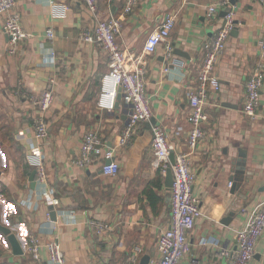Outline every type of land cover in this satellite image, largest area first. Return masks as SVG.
<instances>
[{"label": "crops", "instance_id": "1", "mask_svg": "<svg viewBox=\"0 0 264 264\" xmlns=\"http://www.w3.org/2000/svg\"><path fill=\"white\" fill-rule=\"evenodd\" d=\"M216 1L137 0L123 16L118 40L128 55L141 57L153 109L152 119L141 122L125 145L118 142L129 106L123 98L114 110L98 105L109 56L98 43L81 39L96 22L85 2L17 0L15 9L31 34L14 53L0 13V225L16 233L25 251L15 254L0 230V264H52L45 249L39 259L33 258L29 233L41 242L59 239L69 263H157L159 234L171 223V193L166 172L153 163L152 125L165 127L175 153L190 150V94L199 87L208 45L225 16L224 10L209 14L208 6ZM127 2L99 0V14L118 17ZM234 3L235 26L214 68L220 88L209 89L205 135L191 154L193 191L204 214L188 232L191 250L186 259L207 263L224 262L223 250L237 243L235 228L248 220L242 208L251 209L264 199V85L256 115L244 112L247 81L257 67L264 68V5L259 0ZM170 14L176 18L169 37L172 55L165 43L153 54L143 53L148 35ZM49 26L54 28L53 39L46 34ZM46 88L54 94L46 112L50 136L40 142L32 127L40 115L34 99ZM89 130L99 131L106 145L115 148L121 166L116 175L105 174L100 161L85 167L73 164ZM35 143H41L44 152L54 205L43 197L37 172L34 186L31 180L35 167L28 155ZM236 159L245 162L241 169L246 186L232 193ZM232 211L230 222H225ZM91 219L110 226L96 233L89 226ZM251 264H264V233Z\"/></svg>", "mask_w": 264, "mask_h": 264}, {"label": "built area", "instance_id": "2", "mask_svg": "<svg viewBox=\"0 0 264 264\" xmlns=\"http://www.w3.org/2000/svg\"><path fill=\"white\" fill-rule=\"evenodd\" d=\"M95 16V26L91 31H83L81 39L96 42L102 46L109 56V71L102 78V90L98 99V105L105 110H114L117 107L119 92L123 100L129 106L128 122L119 137L118 145L130 143L132 137L141 122L150 121L153 117V109L146 91V71L142 65L140 56L128 55L119 43L118 36L122 31L123 16L133 9L137 0H128L124 12L116 17L103 18L99 14V0H83ZM111 1V0H109ZM264 5V0H259ZM17 0H0V13L4 14V31L9 36V51L14 53L18 44L30 36L16 11ZM219 10L225 11L223 26L214 35L208 45L202 68L199 73V87L190 94V112L188 121L189 151L176 152L175 163L172 170L174 175L173 185L170 188L171 223L162 230L158 237V250L160 258L156 264H251L256 254V246L260 236L264 233V199L259 201L251 209L243 207L242 212L249 217L244 226L235 228L237 243L234 248H225L223 263H207L196 259H186L191 250L188 232L194 227L197 219L204 214L200 197L194 193L193 185L196 174L191 165V154L205 135L203 127L208 119L205 106L209 97V89H219L220 79L215 74L214 68L219 55L224 50L228 37L235 26L236 4L233 0H218L208 6L209 14ZM175 15H166L162 22L151 31L145 40L143 53L153 54L161 43L166 44L168 56L172 55L173 45L169 41L171 32L175 26ZM46 34L53 39L54 28L49 26ZM264 51V42L262 43ZM134 61V64L133 62ZM53 81V79H52ZM264 85V68L257 67L250 75L246 90V102L244 112L248 115H256L261 104V92ZM53 90L46 88L42 94L34 99V104L40 115L33 123L34 136L37 140L45 141L50 136L46 112L53 103ZM154 165L166 172L170 163V153L176 151L170 141L164 126L159 123L152 125ZM30 163L37 171V182L42 195L49 205L57 203L54 189L48 181L45 156L41 143H35L28 155ZM100 161L102 171L108 175H116L120 171V163L115 158V148L106 145L99 131L89 130L83 138L78 156L72 162L76 166L85 167L91 163ZM230 186L233 181H230ZM48 212V216H49ZM89 226L96 233H102L109 228L106 221L91 219ZM2 238L0 237V243ZM211 242L204 239L203 243ZM28 248L34 259L41 257L42 249L48 253L52 264H76L69 263L59 239H51L41 242L32 233L27 237ZM141 248L139 247L138 250Z\"/></svg>", "mask_w": 264, "mask_h": 264}, {"label": "water", "instance_id": "3", "mask_svg": "<svg viewBox=\"0 0 264 264\" xmlns=\"http://www.w3.org/2000/svg\"><path fill=\"white\" fill-rule=\"evenodd\" d=\"M233 2H235V0H233ZM223 14H225V11H223ZM122 99V94L121 92H119L118 95V103L117 106L120 104V100ZM239 156H245V154L240 153ZM175 158H176V153L174 150L171 151L170 153V163L168 164V166L166 167V174H165V184L166 186L170 189L173 185V181H174V175H173V170H172V164L175 163ZM237 168L235 169V174H233L231 176V180L233 181V185L231 187V192L235 193L237 190L241 189L242 186H246L245 184V170L241 169L242 165H245V162L241 159H236L235 162ZM36 169L33 170L32 175H31V180H33V186L36 184ZM239 173L243 174V177H240ZM247 184V183H246ZM55 211H52V215L53 217L55 216ZM235 214L234 211H232L230 213L229 216L226 217L225 222L229 223L231 217ZM0 230L4 233L8 235L9 240L11 241V244L13 246V250L15 254H24L25 251L16 235V233L12 232V229H10L9 227L5 226V225H0ZM23 264H31L30 262H25Z\"/></svg>", "mask_w": 264, "mask_h": 264}]
</instances>
